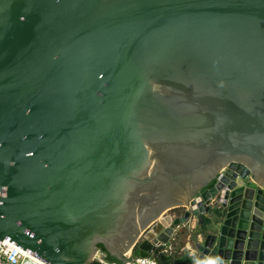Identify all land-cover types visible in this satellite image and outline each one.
I'll return each instance as SVG.
<instances>
[{
    "label": "water",
    "instance_id": "water-1",
    "mask_svg": "<svg viewBox=\"0 0 264 264\" xmlns=\"http://www.w3.org/2000/svg\"><path fill=\"white\" fill-rule=\"evenodd\" d=\"M195 222L264 264V0H0V241L130 264Z\"/></svg>",
    "mask_w": 264,
    "mask_h": 264
},
{
    "label": "built area",
    "instance_id": "built-area-1",
    "mask_svg": "<svg viewBox=\"0 0 264 264\" xmlns=\"http://www.w3.org/2000/svg\"><path fill=\"white\" fill-rule=\"evenodd\" d=\"M226 169L224 168L221 171V175L225 173ZM193 225V224H192ZM155 234V233H154ZM148 237V235L146 236ZM171 253V249L161 251V253ZM104 256V255H102ZM132 262L130 264H159L157 258L152 254L147 258L134 257L133 253L130 252L126 255ZM103 258V257H102ZM104 259V258H103ZM103 259H99V261L104 264H110L103 261ZM0 264H46L15 244L11 243L8 240L0 241Z\"/></svg>",
    "mask_w": 264,
    "mask_h": 264
},
{
    "label": "trees",
    "instance_id": "trees-1",
    "mask_svg": "<svg viewBox=\"0 0 264 264\" xmlns=\"http://www.w3.org/2000/svg\"><path fill=\"white\" fill-rule=\"evenodd\" d=\"M181 214V210L180 213ZM179 236L177 237V242H174V247H177L179 249L182 248L183 243L179 241ZM163 249V247H162ZM162 249L158 250L154 253V256L157 258L159 264H190L192 262V259L189 257L188 253H185L183 255H178L177 253H161ZM99 250L102 255H104L103 261L110 264H124L123 260H120L116 257L111 256L103 245H99ZM177 252H180L178 250ZM133 256L138 257V249H135L133 251ZM92 264H104L101 261H94Z\"/></svg>",
    "mask_w": 264,
    "mask_h": 264
},
{
    "label": "crops",
    "instance_id": "crops-1",
    "mask_svg": "<svg viewBox=\"0 0 264 264\" xmlns=\"http://www.w3.org/2000/svg\"><path fill=\"white\" fill-rule=\"evenodd\" d=\"M176 211V210H175ZM180 213V210L179 211H176L172 214H170L171 216L172 215H179ZM194 227H196V222L193 223L192 227L190 229H186V228H183V229H180L178 230L175 235L172 237V240L171 242L169 243L168 246L166 247H163L162 251H165V250H169L171 249V253H177L178 255H183L185 253H188L189 254V257L192 259V262L190 264H199V262L197 261L198 260V254L196 253V251H194V247H192L190 245V235H191V232L193 231ZM163 229V226H159L156 231H160ZM154 235V232L151 231L149 234H148V237H153ZM181 237L182 236V241H180L181 243H183L182 245V248L179 249L177 247H174L173 243L176 242L177 240V237ZM178 250H180V252H177ZM169 253V251H168Z\"/></svg>",
    "mask_w": 264,
    "mask_h": 264
},
{
    "label": "rangeland",
    "instance_id": "rangeland-1",
    "mask_svg": "<svg viewBox=\"0 0 264 264\" xmlns=\"http://www.w3.org/2000/svg\"><path fill=\"white\" fill-rule=\"evenodd\" d=\"M176 211H179V210H176ZM176 211H173V212H176ZM173 212H170V213H168L167 215H169V214H171V213H173ZM181 239H182V236L179 238V241H182ZM176 242H177V240H176ZM161 249H162V248H161ZM132 253H133V252H132ZM102 257H103L102 254L99 253V254H98V257H97L96 259H98V260L100 259V260H101V259H103Z\"/></svg>",
    "mask_w": 264,
    "mask_h": 264
}]
</instances>
